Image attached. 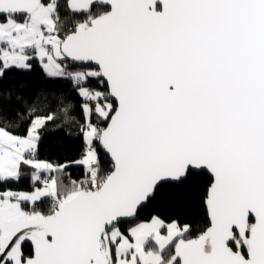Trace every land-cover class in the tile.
Instances as JSON below:
<instances>
[{
    "label": "snow or ice",
    "instance_id": "obj_1",
    "mask_svg": "<svg viewBox=\"0 0 264 264\" xmlns=\"http://www.w3.org/2000/svg\"><path fill=\"white\" fill-rule=\"evenodd\" d=\"M0 188V264H264V0H0Z\"/></svg>",
    "mask_w": 264,
    "mask_h": 264
},
{
    "label": "trees",
    "instance_id": "obj_2",
    "mask_svg": "<svg viewBox=\"0 0 264 264\" xmlns=\"http://www.w3.org/2000/svg\"><path fill=\"white\" fill-rule=\"evenodd\" d=\"M17 78H21L18 79ZM23 82L29 85H39L45 83L39 66L34 64V70L31 73V79L25 80L22 78V73L12 72L9 74L8 84ZM67 89L69 85L64 83L61 85ZM61 120L54 122L55 125H60ZM75 131V129H72ZM16 134L23 135V132ZM80 155V146L78 142L66 139L63 133H50L41 143L39 149V159L47 161H55L58 163H66L67 161L76 160ZM82 169L78 166L71 165L67 170V174L72 179H77ZM26 175L22 177L19 183L10 184L9 187L14 191H30V173L31 169L25 168ZM0 190H3L0 188ZM159 215L166 222L171 219H179L182 223L194 221L199 226H203L205 221L204 209L199 201H192L179 189L165 188L160 197L141 212V218H150L151 215Z\"/></svg>",
    "mask_w": 264,
    "mask_h": 264
}]
</instances>
